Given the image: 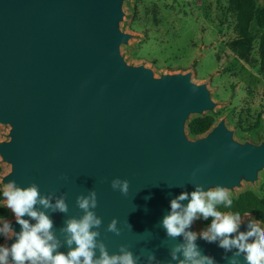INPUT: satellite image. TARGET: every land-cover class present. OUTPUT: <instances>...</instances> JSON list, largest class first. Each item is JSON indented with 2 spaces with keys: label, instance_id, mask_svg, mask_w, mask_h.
Returning <instances> with one entry per match:
<instances>
[{
  "label": "water",
  "instance_id": "95a60500",
  "mask_svg": "<svg viewBox=\"0 0 264 264\" xmlns=\"http://www.w3.org/2000/svg\"><path fill=\"white\" fill-rule=\"evenodd\" d=\"M122 1L0 0V123L14 129V142L0 146L13 166L6 184L35 183L53 206L65 198L66 213L34 206L52 220L58 252L70 251L66 222L84 215L77 197L94 189L98 207L91 210L103 220L92 230L109 255L124 244L138 264H179L170 253L184 237H168L162 227L171 200L197 185L206 191L237 187L242 178L255 182L264 148H242L224 125L204 141L186 140L188 117L213 107L208 92L188 76L157 81L149 71L125 66L119 48L129 37L117 30ZM114 178L129 181L127 196L111 188ZM113 218L119 236L106 231ZM10 225L21 231L17 222ZM196 244L215 264H228L236 251L225 252L219 240ZM99 255L97 249L94 259ZM237 260L246 264L243 254ZM8 264H14L11 256Z\"/></svg>",
  "mask_w": 264,
  "mask_h": 264
},
{
  "label": "rangeland",
  "instance_id": "374dc122",
  "mask_svg": "<svg viewBox=\"0 0 264 264\" xmlns=\"http://www.w3.org/2000/svg\"><path fill=\"white\" fill-rule=\"evenodd\" d=\"M254 1L264 9V0ZM230 3V0H123L117 30L129 40L120 45V57L127 68L149 71L157 81L188 76L193 85L206 88L213 107L203 114L188 117L184 126L188 142L204 141L224 125L237 145L262 149L264 75L260 71V38L263 31L255 26L251 28L253 45L249 62L244 63L234 51L239 32L237 16L230 10ZM205 118L213 119L212 130L205 136L191 137L188 126ZM13 131L11 125L0 123V146L14 142ZM12 173L13 166L0 155V194L3 195L6 178ZM226 189L231 200L252 193L264 202V169L258 172L255 182L242 178L239 186ZM1 207L10 211L6 221L15 223L4 196ZM4 222H0V228ZM250 222L264 228L253 216L246 215L240 217L238 231ZM209 226L197 214L188 231L196 233V242H200L204 240L200 233Z\"/></svg>",
  "mask_w": 264,
  "mask_h": 264
},
{
  "label": "clouds",
  "instance_id": "9594fccd",
  "mask_svg": "<svg viewBox=\"0 0 264 264\" xmlns=\"http://www.w3.org/2000/svg\"><path fill=\"white\" fill-rule=\"evenodd\" d=\"M110 186L114 191H119L124 196L128 195L127 179L114 178L110 181ZM3 196L7 208L21 226V231L15 233L9 222L3 223L0 234L7 238L14 236L15 240L10 247L0 245V264H8L9 256L14 264H25V262L28 264H138L139 262V257L134 258L127 245L120 246L119 254L109 255L106 246L102 242L98 243L97 237L100 236V232L92 229H99L103 219L91 210L98 207L97 193L94 189L87 196L77 197V206L84 211V215L78 220L75 218L68 220L62 230L67 234L66 243L70 248L67 254L56 251L59 242H53L55 237L51 231L52 220L44 212H38L34 208L39 202L46 209L52 208L53 211L66 213L68 206L65 198L56 200L53 206L48 198L40 196L35 183L27 188H20L16 186L14 180L4 186ZM184 200L189 201L186 206L180 203ZM218 204L227 207L232 205L230 194L225 187L217 186L205 192L202 186L197 185L196 190L190 194L182 192L171 200L170 212L163 218L162 227L168 237H184V243L173 246L171 259L178 261L179 264H215L214 258L203 255L199 250L196 244L197 234L186 231L199 214L205 220L212 218L208 229L200 233V238L210 244L219 240L218 247L225 252L236 249L234 255L228 259V264H238L237 257L242 254L246 264H264V228L250 222L247 232H239L240 216L221 213L216 208ZM25 215L36 223L33 225L23 219ZM117 223V218H113L108 223L106 231L116 236L121 235ZM128 226L131 227L129 223ZM73 244H75L74 248L71 247ZM97 249L100 255L99 258L94 259ZM148 260L150 262L155 260V255L148 253Z\"/></svg>",
  "mask_w": 264,
  "mask_h": 264
},
{
  "label": "trees",
  "instance_id": "16d2710c",
  "mask_svg": "<svg viewBox=\"0 0 264 264\" xmlns=\"http://www.w3.org/2000/svg\"><path fill=\"white\" fill-rule=\"evenodd\" d=\"M230 2V10L237 16V32H239V39L234 45V51L244 63L249 62L252 50L251 28L255 26L263 31L260 38V58L262 63L260 71L264 75V9L260 8L254 0H230ZM213 126V119L205 118L192 122L188 126V131L191 137L198 138L207 135ZM2 201L3 195L0 194V222L10 218V211L1 207ZM216 208L223 214L239 215L240 217L251 215L264 225V202L260 201L252 193L243 194L237 200H232L231 207L218 204ZM203 220L206 225H210L212 218L209 217L207 220L203 218ZM6 238L3 234H0V245L6 246Z\"/></svg>",
  "mask_w": 264,
  "mask_h": 264
}]
</instances>
